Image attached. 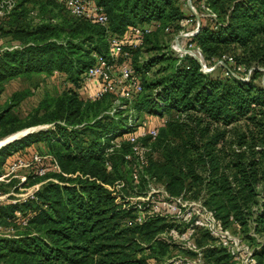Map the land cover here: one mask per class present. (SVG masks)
<instances>
[{
  "label": "trees",
  "instance_id": "obj_1",
  "mask_svg": "<svg viewBox=\"0 0 264 264\" xmlns=\"http://www.w3.org/2000/svg\"><path fill=\"white\" fill-rule=\"evenodd\" d=\"M30 1L42 9H32L41 17L38 22L30 11L25 13ZM94 2L107 15L106 26L74 17L53 0H16L4 22L5 31L0 29V35L10 37L19 30L20 20L29 22L26 42L0 58V94L5 82L32 74L57 72L72 85L56 96L45 95L28 121L9 125L0 135L2 139L34 125L53 124L2 146L0 166L18 151L7 146L22 140L26 144L46 141L47 153L60 169L37 179L54 180L41 185L36 200L20 206L29 209L32 217L18 237L0 239V262L150 264L151 253L160 243L145 247L140 238L159 219L127 225L130 209L117 202L108 188L116 179L114 158L120 155L124 159L126 150L132 153L130 143L116 148L111 141L134 126L137 110L174 113L154 139L161 144L157 150L163 159L150 162L146 172L165 179L171 195L190 190L203 193L205 206L223 226L233 218L244 231L252 230L261 238L254 249V264H264V0H198L196 7L210 15L209 22L200 17L190 42L209 65L229 50L238 51L234 62L252 69L248 79L215 74L222 66L204 73L190 55L180 58L175 52L162 53L149 61L138 54L153 43L150 38L158 32L175 36L183 18H195L185 15L181 0ZM45 8L50 10L44 12ZM153 22L158 27L132 51V57L138 59V66L132 64L141 77L142 92L131 102L122 101L125 108L115 106L112 95L84 100L80 75L93 64L94 52L107 53L108 33L123 35L131 26ZM153 64L159 67L147 82L145 75ZM18 95L13 93L15 98ZM168 135H179L181 145L173 146L165 137ZM12 209L0 207V216Z\"/></svg>",
  "mask_w": 264,
  "mask_h": 264
},
{
  "label": "built area",
  "instance_id": "obj_2",
  "mask_svg": "<svg viewBox=\"0 0 264 264\" xmlns=\"http://www.w3.org/2000/svg\"><path fill=\"white\" fill-rule=\"evenodd\" d=\"M63 5L65 10L72 16L87 20L91 23L106 26L108 17L102 7L94 0H53ZM191 8V0H187ZM16 0H0V27L15 6ZM192 22L189 28L179 31L171 41V49L178 57L190 55L200 63V70L204 73L211 72L217 66H226V63L236 65L234 59L228 55H222L214 60L213 65L205 62L200 49L190 42L198 31L200 18L193 20L192 17L183 18L180 25L185 26ZM158 24L153 22L144 26H131L123 35L109 34L107 37V53L105 55L94 52V62L81 75V96L84 100L95 101L105 95L114 97V104L125 108L122 104L126 100L131 102L142 92L141 77L136 73L132 64V51L143 44L144 36ZM165 31H169L166 27ZM17 48L16 45L8 46L0 42V58L5 51ZM241 68L240 65L237 66ZM243 79H248L252 69H245ZM55 74L58 75L57 72ZM225 75H234L230 69L224 71ZM235 76V75H234ZM112 113V112H111ZM47 126L53 127V124ZM126 139L132 147L131 154H139L145 149L141 146L138 135L127 133ZM158 134L157 128L142 131L140 136H149L155 139ZM114 146H118L114 140ZM4 146V145H3ZM2 146H0L1 148ZM27 156L19 150L12 152L0 166V207L12 206L13 209L4 218L0 219V239L16 238L18 228L26 227L32 217L29 209L23 210L20 206L30 200H36V192L46 180L37 179L48 173L60 172L59 165L50 153H41L29 148ZM129 157V155H128ZM141 164L146 165L147 160L140 155ZM109 169V163H106ZM135 180L138 174L133 172ZM6 189V190H4ZM171 201H164L176 215L179 221L186 222L182 231L170 230L173 237H177L182 249L189 250L192 254L177 252L166 264H210L206 259L202 247L197 245L196 235L199 230H205L211 237L218 240L219 244L232 255L233 264H254V249L242 242L239 232L233 233L226 229L216 218L214 212L200 201L184 200L181 197H170ZM236 222V221H235Z\"/></svg>",
  "mask_w": 264,
  "mask_h": 264
},
{
  "label": "rangeland",
  "instance_id": "obj_3",
  "mask_svg": "<svg viewBox=\"0 0 264 264\" xmlns=\"http://www.w3.org/2000/svg\"><path fill=\"white\" fill-rule=\"evenodd\" d=\"M180 4L185 15H195L196 12L198 18L201 17L203 21L209 22L207 16L210 15H207L205 10H196L197 5H199L198 0H191V5L195 11L190 7L187 0H181ZM25 5L27 6L25 13L30 11L29 13L34 16V20L38 22L41 17L37 14V12H32V9L36 7L40 8V6L34 5L31 1L27 2ZM45 10L48 11L50 8H45L44 12ZM53 12L57 13L59 17L62 16V14H59L56 10H53ZM194 19H196V15L193 20ZM28 25L29 22L25 19L20 20L19 30L14 34L12 33L10 37L6 34H1L0 42H3L4 45H16L19 47L21 44L26 42V36L24 32L25 29L28 28ZM192 25V22L186 24L185 26L181 25L179 31L189 28ZM0 29L5 31L3 25H1ZM5 29H7L6 25ZM173 37L174 33L168 34L165 32H158L157 37L152 36L150 38V41L153 43H149L144 49L139 50L138 54H140L141 57L149 59L150 61L162 53H174V51L171 49V41ZM154 45H157V48H153ZM226 53L227 54L225 55L231 56L233 58V55H236L238 51L229 50ZM131 61L135 66L139 65L136 55L135 57H132ZM212 63L214 64L215 62L213 61ZM237 66V64L232 65L231 63H226V66H222L221 68L215 67V74L220 75L223 72L222 74L225 75L224 71L226 69H230L234 72L236 77L241 78L245 75V69L249 68L240 64L241 68L238 69ZM158 67V64L149 66V73L145 75L147 82L155 77ZM262 71H264V67ZM257 81H260V78L257 79ZM69 86H72L71 82L67 81L66 79L64 80L62 75L57 74H32L26 77L19 76L5 82L3 90L0 94V135L9 125H19L28 121L29 115L38 106L39 102L43 99V97H45V95L49 94L56 96ZM79 91L82 92V90ZM15 92L19 93L16 98L13 97V93ZM106 104L108 103H105L104 107ZM134 114L136 117L134 126L125 133L119 134V136L113 139L114 142L118 144V146L115 147H129V142L126 140L129 137L127 133H132L133 135L139 136L141 146L145 150L134 155L126 150L124 152V159H122L120 155H117L114 158L118 169L113 186L108 188L114 191L117 197V202L130 209L131 215L126 219L127 225H142L147 224L148 221L159 219L157 220V223L154 224V227L146 229V234L140 238V240L145 247L154 241L159 242L160 245L158 246L156 252L151 253L153 257L149 258V262L150 264H166L179 251L189 255L192 253L187 249H182L179 245V239L177 237H173L170 233V230L172 229L177 231L184 230L187 225L186 222L183 220L179 221L176 215L172 213L168 207L163 205V202L171 201L172 199H170V197H181L184 200L200 201L204 204L203 193L197 195L196 191L190 190L186 192L183 191L179 195H171L166 189L165 179L151 176L146 172L150 162L157 164L162 161L163 154L160 150H157L158 147H161L159 142H154V140L149 136L141 137L140 133L142 131H148L154 127L160 131L166 127L167 122L172 119L174 113L165 112L164 114L160 115L136 110ZM47 125L49 124L34 125L37 126V128H35L33 132L47 129L49 127ZM165 137L173 141V146L181 145L182 138L179 135H168ZM7 147L13 150H19L24 156H27L28 151H30L29 148L39 151L43 154L47 153L49 149L46 141H38L26 144V142L22 140ZM7 152L10 151H5V154ZM140 155H143L144 159L148 161L146 165L141 164ZM133 172L138 174L137 180L133 178ZM0 217L2 219L4 218V215ZM224 227L233 233L239 232L242 242L246 245H249L250 247H256L261 242V238L258 235H256L250 229L248 231H244L239 226V223L235 222L233 218H230ZM22 229H24V227L18 228L17 235L23 231ZM196 241L197 245L202 247L205 257L210 264H233L234 261L232 260V255L230 252L223 248L219 244L218 240L211 237L205 230H199L198 234L196 235ZM147 252L149 253L150 251L147 250ZM0 264L3 263L0 262Z\"/></svg>",
  "mask_w": 264,
  "mask_h": 264
},
{
  "label": "bare ground",
  "instance_id": "obj_4",
  "mask_svg": "<svg viewBox=\"0 0 264 264\" xmlns=\"http://www.w3.org/2000/svg\"><path fill=\"white\" fill-rule=\"evenodd\" d=\"M35 128H37V126H35V127H30V128H26V129H23V130H21V131H17V132H15V133H13V134H10V135H8V136H6V137L0 139V146H3V145H5V144L11 142V141L14 140L16 137L21 136L22 134H24V133H25L26 131H28V130H29V131H33ZM7 141H8V142H7Z\"/></svg>",
  "mask_w": 264,
  "mask_h": 264
},
{
  "label": "water",
  "instance_id": "obj_5",
  "mask_svg": "<svg viewBox=\"0 0 264 264\" xmlns=\"http://www.w3.org/2000/svg\"><path fill=\"white\" fill-rule=\"evenodd\" d=\"M194 11H195V9L194 8H192ZM195 15H196V17L198 18V15H197V13L195 12ZM31 132H33V131H26L24 134H22L21 136H19V137H16L14 140H16V139H19V138H21V137H23V136H25V135H27V134H29V133H31ZM14 140H12V141H14ZM11 141V142H12ZM10 143V142H9ZM8 144V143H7ZM6 145V144H5Z\"/></svg>",
  "mask_w": 264,
  "mask_h": 264
},
{
  "label": "crops",
  "instance_id": "obj_6",
  "mask_svg": "<svg viewBox=\"0 0 264 264\" xmlns=\"http://www.w3.org/2000/svg\"><path fill=\"white\" fill-rule=\"evenodd\" d=\"M31 147H33V146H31Z\"/></svg>",
  "mask_w": 264,
  "mask_h": 264
}]
</instances>
